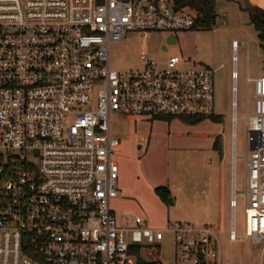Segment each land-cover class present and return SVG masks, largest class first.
<instances>
[{
	"label": "built area",
	"instance_id": "2783aa9c",
	"mask_svg": "<svg viewBox=\"0 0 264 264\" xmlns=\"http://www.w3.org/2000/svg\"><path fill=\"white\" fill-rule=\"evenodd\" d=\"M193 23L170 0H0V264H136V248L157 253L162 228L112 210L118 139L110 117H207L213 69L142 50L139 68L117 71L108 45L130 32L172 34ZM252 95L243 237L262 251L264 75ZM165 229L174 264H224L213 224L175 220ZM227 236L238 239L233 216Z\"/></svg>",
	"mask_w": 264,
	"mask_h": 264
},
{
	"label": "rangeland",
	"instance_id": "374dc122",
	"mask_svg": "<svg viewBox=\"0 0 264 264\" xmlns=\"http://www.w3.org/2000/svg\"><path fill=\"white\" fill-rule=\"evenodd\" d=\"M185 11L193 13L189 9ZM166 34L152 31L143 37L137 33H129L120 41L109 42V65L117 71L139 68L141 66L139 53L144 49L149 56L157 60H163L167 55L174 53L189 62L210 66L213 69V113L219 117L217 121L203 118L194 123V128L198 133H210L216 130L220 134V152L217 149L192 150L181 154L178 162L174 159L170 161V170L173 173L178 170V173H183L189 178L193 190L192 202L188 200L178 202V208L167 205L169 206L167 217L158 206L150 203L149 199L141 201L130 192L128 196L125 195L118 185V179L117 194L110 202L112 210L116 215L122 211L139 214L149 224L163 229L162 238L157 243V253H154V249H151L152 254L149 256L140 253L144 264H174L172 234L165 229V226L167 222L175 220L213 224L218 231L221 259L225 264H262L264 253L261 260L258 245L251 246L249 238L243 237L244 196L242 191L246 171L244 155L248 152L245 115L253 112L251 79L264 72V52L259 46L256 32L248 23L244 9H239L237 4L216 0V17L211 28L174 31L172 34L176 43L167 46V50L163 51L160 46ZM233 39L238 43L234 48L231 47ZM184 66H188V63ZM232 70L235 72V78H231ZM245 75L250 80L248 84L243 81ZM132 130V122L122 115H111L110 131L112 133L125 140L129 139L132 143L133 138L130 139L129 135ZM135 147L139 148L137 145ZM117 154L114 151V159ZM222 162L226 174L224 178L225 208L220 217L218 194ZM146 168V164H143V166L137 165L134 170L136 173H141ZM232 192L235 200L233 208L228 206ZM178 194L184 199L187 191L178 192ZM146 196L147 194L144 193V197ZM231 216H233L235 234L238 237L236 240H230L227 236Z\"/></svg>",
	"mask_w": 264,
	"mask_h": 264
},
{
	"label": "crops",
	"instance_id": "0c3cea01",
	"mask_svg": "<svg viewBox=\"0 0 264 264\" xmlns=\"http://www.w3.org/2000/svg\"><path fill=\"white\" fill-rule=\"evenodd\" d=\"M224 1L226 3L237 4L238 8L242 10H243V5L245 3H249L250 5H255L264 11V0H224ZM215 6H216V0H215ZM161 50L166 51L167 46L166 49H161ZM246 52H247V48H246ZM260 75H264V72H261L259 75H256L251 79L252 86H253V80ZM243 81H245V83L248 84L250 80L245 75L243 77ZM123 117L129 120L130 122H132L133 124V130L129 134L130 139L133 138L132 143L129 141V139L125 140L124 138L118 137L115 133L111 132L112 135L117 137L118 139V145L115 150V152H117L118 154L115 157V161L117 162L118 165V178H117L118 185L120 186V189H122V192H124V194L127 196L128 193L130 192L133 195L137 196L141 201H143L144 199H145L144 201H147L146 199H149V202L158 206L165 213L166 217L168 216L167 214H168L169 206L161 202L159 198L156 196L153 190L155 186H166L168 188L171 196V201L169 202V204L173 205L176 208H178V202L179 203L181 201L185 202L187 200L192 202L191 192L193 188H191L189 178L185 177L183 173L182 174L178 173V170L177 172L173 173L170 170L171 169L169 166L170 161L174 159L175 161L178 162V157L181 154H184V152L198 150V149H207V150L214 149L212 147V143L216 135H218L219 137V146H218L219 148L217 149V151L220 152V134H218L216 130H213L210 133L208 132L198 133L197 130H195L194 128L195 126L194 123L193 124L185 123L180 118H170V119L156 118L149 120L141 117H130V116H123ZM135 145L139 147L138 148L139 150L135 147ZM139 151H140V155H139ZM143 164H146L147 166L146 170H144V172L141 173L139 172L136 173L134 170L136 166L137 165L143 166ZM224 168L225 167L222 162L220 177H219L220 191L218 194L220 217H222L225 208L224 178L226 174ZM182 191H187V196L184 197V199L178 194V192H182ZM144 193L147 194L146 197H144ZM228 206H229V200H228ZM208 218L209 219L211 218L210 214L208 215ZM178 221L193 222L190 220H178ZM263 250L261 251L259 248V257L261 260L264 253ZM262 264H264V260Z\"/></svg>",
	"mask_w": 264,
	"mask_h": 264
},
{
	"label": "trees",
	"instance_id": "16d2710c",
	"mask_svg": "<svg viewBox=\"0 0 264 264\" xmlns=\"http://www.w3.org/2000/svg\"><path fill=\"white\" fill-rule=\"evenodd\" d=\"M173 7L178 10L189 9L193 13L194 23L191 28H211L214 24V20L216 17V6L215 0H170ZM243 9L247 13L248 22L252 25L253 29L256 32V37L258 39L259 46L264 52V11L255 6L250 5L249 3H245L243 5ZM219 115L211 114L207 117L204 116H196V115H183L180 116L182 121H185L189 124H193L203 118H210L213 121L218 120ZM159 118H167L171 117H159ZM219 137L216 135L214 137L212 147L214 149H218L219 147ZM154 193L159 198L161 202L165 205H168L171 201V196L168 188L166 186H155ZM137 251L136 264H144V260L140 257L139 249H135Z\"/></svg>",
	"mask_w": 264,
	"mask_h": 264
},
{
	"label": "water",
	"instance_id": "95a60500",
	"mask_svg": "<svg viewBox=\"0 0 264 264\" xmlns=\"http://www.w3.org/2000/svg\"><path fill=\"white\" fill-rule=\"evenodd\" d=\"M176 40L172 34H167L164 38V42L161 46V49H166V46L175 44Z\"/></svg>",
	"mask_w": 264,
	"mask_h": 264
}]
</instances>
